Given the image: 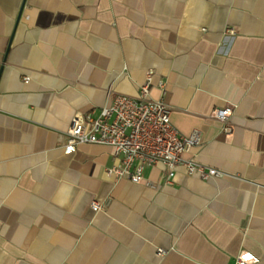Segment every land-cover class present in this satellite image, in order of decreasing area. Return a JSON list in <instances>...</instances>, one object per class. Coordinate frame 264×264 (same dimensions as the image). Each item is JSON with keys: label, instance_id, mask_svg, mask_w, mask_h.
I'll return each instance as SVG.
<instances>
[{"label": "crops", "instance_id": "1", "mask_svg": "<svg viewBox=\"0 0 264 264\" xmlns=\"http://www.w3.org/2000/svg\"><path fill=\"white\" fill-rule=\"evenodd\" d=\"M148 72L176 130L200 133L182 158L223 177L181 166L166 184L156 164L148 187L107 175L121 165L109 146L64 153L75 114L137 96ZM225 106L229 133L210 117ZM240 252L264 264V0H0V264H233Z\"/></svg>", "mask_w": 264, "mask_h": 264}, {"label": "built area", "instance_id": "2", "mask_svg": "<svg viewBox=\"0 0 264 264\" xmlns=\"http://www.w3.org/2000/svg\"><path fill=\"white\" fill-rule=\"evenodd\" d=\"M226 34L234 36V31L227 29ZM151 77L152 72H148L137 96L115 94L109 105L101 108L96 116L75 114L66 133L64 153H74L81 144L109 146L114 157L120 158L121 165L107 169V175L134 184L144 183L148 187L153 185L143 178V172L156 164L165 166L166 184H170L176 169L181 166L188 176L203 181L223 177L224 174L214 168L182 158L190 148L200 145V133L194 130L185 136L176 130L170 120V108L162 98L153 100L149 96ZM28 80L24 78V82ZM231 114L232 107L225 106L214 109L210 117L221 124L224 133H229ZM91 207L94 211L101 209L96 203ZM257 261L251 254L240 252L233 264H255Z\"/></svg>", "mask_w": 264, "mask_h": 264}]
</instances>
